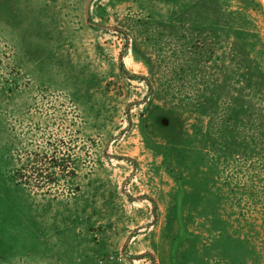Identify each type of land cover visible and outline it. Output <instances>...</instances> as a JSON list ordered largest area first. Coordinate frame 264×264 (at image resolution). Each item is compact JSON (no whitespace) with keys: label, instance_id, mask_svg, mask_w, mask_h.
<instances>
[{"label":"rangeland","instance_id":"374dc122","mask_svg":"<svg viewBox=\"0 0 264 264\" xmlns=\"http://www.w3.org/2000/svg\"><path fill=\"white\" fill-rule=\"evenodd\" d=\"M87 2L0 0V264H264V0Z\"/></svg>","mask_w":264,"mask_h":264},{"label":"built area","instance_id":"2783aa9c","mask_svg":"<svg viewBox=\"0 0 264 264\" xmlns=\"http://www.w3.org/2000/svg\"><path fill=\"white\" fill-rule=\"evenodd\" d=\"M106 262L113 264H123L124 255L121 252L118 254H109L104 260L100 261V264H105Z\"/></svg>","mask_w":264,"mask_h":264},{"label":"water","instance_id":"95a60500","mask_svg":"<svg viewBox=\"0 0 264 264\" xmlns=\"http://www.w3.org/2000/svg\"><path fill=\"white\" fill-rule=\"evenodd\" d=\"M89 2H90V0H88L87 4H86V6H85V14H86V15H87V11H88V5H89Z\"/></svg>","mask_w":264,"mask_h":264},{"label":"trees","instance_id":"16d2710c","mask_svg":"<svg viewBox=\"0 0 264 264\" xmlns=\"http://www.w3.org/2000/svg\"><path fill=\"white\" fill-rule=\"evenodd\" d=\"M42 174V173H41ZM41 174H36V178L40 179L42 178V175ZM48 179V178H47ZM50 179V178H49Z\"/></svg>","mask_w":264,"mask_h":264}]
</instances>
